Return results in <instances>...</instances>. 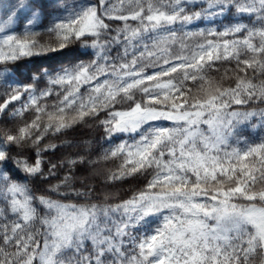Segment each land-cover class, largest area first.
Here are the masks:
<instances>
[{"label": "snow or ice", "instance_id": "snow-or-ice-1", "mask_svg": "<svg viewBox=\"0 0 264 264\" xmlns=\"http://www.w3.org/2000/svg\"><path fill=\"white\" fill-rule=\"evenodd\" d=\"M63 7L68 14L47 29L53 46L30 37L48 8L60 11V0L0 4V63L76 42L84 49L79 56L93 57L53 70L44 90L34 77L24 83L0 69V121L35 114L22 126L0 128V264H253L264 256V137L241 136L254 121L264 130V108L240 110L264 104V0ZM235 14H247L250 23L196 24ZM17 21L22 36L8 34ZM109 21L123 23L113 29ZM225 63L234 67L211 75ZM53 95L55 103H45ZM13 102L21 106L9 111ZM101 113L107 141L128 136L105 152V159L122 161L107 179L150 177L115 204L107 197L92 202L94 189L76 186L73 169L82 159L43 166L42 154L55 148L41 147L46 134ZM28 143L31 162L13 155L12 146Z\"/></svg>", "mask_w": 264, "mask_h": 264}, {"label": "trees", "instance_id": "trees-1", "mask_svg": "<svg viewBox=\"0 0 264 264\" xmlns=\"http://www.w3.org/2000/svg\"><path fill=\"white\" fill-rule=\"evenodd\" d=\"M83 2H88L90 4H97L98 0H60V11H54L53 8H48L46 11L47 18L42 17L40 21L37 22L32 28V32L35 33L30 39H35L41 45H53L55 46V37L50 34L47 29L51 27L52 22L56 20L57 17H63L68 14L64 10V5L67 4L69 10L73 6L81 5ZM114 2V0H113ZM15 0H0V4L12 5ZM51 13V15H48ZM4 17V9L0 8V18ZM216 23H212L211 20H204L202 23L197 21L196 24L198 28H222L229 23H244L249 24L250 18L247 14H235L229 16L228 19L224 17L213 18ZM113 29L118 26H122L121 21H109ZM193 31L198 30L193 28ZM24 28L20 25L19 21L10 25L8 34H13L17 36H22ZM3 35V33H0ZM211 38V37H209ZM203 39V38H198ZM84 51L79 42L71 44L69 47L58 50L55 52L47 51L40 52L39 49H35L34 52L39 54H34L32 56L20 57L16 61H8L0 63V69L8 68L13 74L12 77L17 80L23 81L24 83H29L30 78H36L37 88L44 90L50 87L49 80L50 76L55 73L53 70H60L62 68H71L80 60L88 61L92 59L91 56H79L78 52ZM91 51V49H89ZM220 68L219 73L213 72L211 75L219 76L223 74L226 68L234 67V64H223L218 65ZM47 73V75H45ZM3 77L0 76V95L5 93V87L3 86ZM59 89H54L58 91ZM85 87H81V93L85 92ZM56 101V96L53 95L48 97L45 103L52 105ZM20 102H13L10 106L9 111L14 108L20 107ZM121 107V105H117ZM264 108V104L256 103L251 106H243L240 108L241 111H251L260 110ZM34 113L32 111L25 112L23 117L17 118L16 121L11 123H5L0 121V128L4 127H16L22 126L25 122H30L34 118ZM104 118V114L97 119L85 118L84 121L74 124L72 127L62 130L59 133L49 132L44 136L41 141V147H46L48 145H55V148L49 150L42 154L44 161V168L47 171L49 162L57 164H65L70 159L83 160V163H78L73 169L76 178V186L79 187L81 184H86L94 189L93 201L92 202H104V198L107 197L108 203H119L122 200L128 199L134 192L142 190L145 187L147 179L150 177H145L140 174L125 177L122 180L110 182L107 177L116 172L122 161L117 158L105 159V152L114 147L115 144L121 142V140H127L128 136L126 134H117L111 140V142L106 140V133L103 126L99 124V119ZM47 118L45 117L44 122ZM252 123H255L252 122ZM252 123L247 126L242 127L241 136L243 139L248 141L258 140L260 137H264V130H262L257 124L255 127ZM14 151L13 155L21 154L20 158H27L29 162L34 157L35 149L30 143L17 148L12 146ZM67 168H62L59 171V175L62 177ZM55 179L51 180V183H56ZM36 187H47V185H42L40 181L36 182ZM74 203H85L86 201H71ZM152 219V218H150ZM159 223L156 219L153 223V227ZM253 264H264V256L257 255Z\"/></svg>", "mask_w": 264, "mask_h": 264}, {"label": "rangeland", "instance_id": "rangeland-1", "mask_svg": "<svg viewBox=\"0 0 264 264\" xmlns=\"http://www.w3.org/2000/svg\"><path fill=\"white\" fill-rule=\"evenodd\" d=\"M86 4H90V3H88V2H83L81 5H86ZM10 74H13L11 71H10ZM13 79H15V76H14V78ZM17 80V79H16ZM19 108V107H18Z\"/></svg>", "mask_w": 264, "mask_h": 264}]
</instances>
